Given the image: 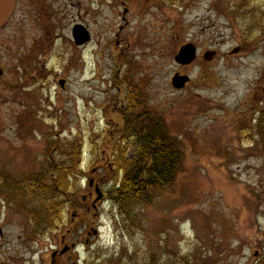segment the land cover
<instances>
[{
	"label": "rangeland",
	"instance_id": "rangeland-1",
	"mask_svg": "<svg viewBox=\"0 0 264 264\" xmlns=\"http://www.w3.org/2000/svg\"><path fill=\"white\" fill-rule=\"evenodd\" d=\"M155 3L146 6L145 16L133 17L134 35L140 27L145 34L126 50L129 64L118 69L110 60L114 46L101 50L106 37L113 39L112 31H104L111 25L106 14L84 18L95 37L83 55L61 47L66 42L59 37L80 20L70 0L62 1L65 11L57 13L62 23L50 19L51 27H42L37 12L14 18L0 37L6 41L0 46L6 70L0 81V174L27 182L49 175L52 166H69L73 153L72 175L66 174L74 186L70 198L85 193L87 177L96 174L105 179L109 196L113 176L88 172L106 157L101 108L120 120L111 103L124 98L112 78L126 75L135 86L143 84L146 108L180 140L182 169L150 205L135 206L123 218L105 200L89 223L98 225L100 237L78 249L79 264H259L264 259V0ZM53 4L58 8L59 2ZM42 31L45 40L38 44L44 46L32 56ZM188 45L196 49V59L183 66L174 58ZM174 76H185L188 83L174 89ZM31 208L33 200L13 201L7 189L0 193V264H47L46 230L32 231L24 214ZM115 209L123 232L113 221ZM27 235L29 244L23 240Z\"/></svg>",
	"mask_w": 264,
	"mask_h": 264
},
{
	"label": "flooded vegetation",
	"instance_id": "flooded-vegetation-1",
	"mask_svg": "<svg viewBox=\"0 0 264 264\" xmlns=\"http://www.w3.org/2000/svg\"><path fill=\"white\" fill-rule=\"evenodd\" d=\"M62 1L66 0H14L13 13L9 21L0 29V37L18 14L26 15L37 12L42 18L43 28H46L47 26L51 27L50 19H57L60 23H62L61 17L57 15V13H62V11H65L61 4ZM57 2H59L58 8H56V5L53 4ZM155 2L158 3V0H70L71 7L79 10L80 20L79 22H74L71 25L67 36L62 34L59 37L60 39L64 38L66 42L64 45H61V47L78 49L83 55L86 47L89 46L90 42H92L95 37L91 27L86 24L84 18L86 16L97 17L102 14H106V17L108 16V18H105V20L107 22L110 21L111 25L105 26L104 31H112L111 34L113 39L109 40V38L106 37L104 39V47L101 50L105 52L107 48L113 45L116 53L113 54L114 56H110V60L113 63L112 65H116V69H118V67H124L129 64L130 59H132V56L131 58L127 56L126 50L139 44L143 34H145L142 33L143 27H140L135 30L136 32L134 35L132 30L133 17L141 18L145 16L147 14L146 6L154 4ZM68 26L69 25H66V27ZM94 26L96 27V24ZM77 29H81L87 34L89 38L88 41L80 45L76 44L74 33ZM46 35H50V31H47ZM41 40H45V31H42L41 36L35 40L34 44L36 45V54H32V56H36L37 52L40 50V44L38 43ZM5 43L6 41L0 39V46H3ZM185 47L194 48L190 45ZM78 57L76 59L81 64H83L85 59ZM29 63L32 65V59L29 60ZM0 69L2 71L0 81H2L6 70L2 67V65H0ZM31 69L32 67H28V71H31ZM117 73H119V71H117ZM29 76H31L32 79V74ZM37 76L38 75H35V77ZM182 78L187 79L185 76L179 77V79ZM186 83H188V79ZM186 83L183 84L181 88H183ZM112 84L113 87L116 88L119 94L123 95L124 98L121 103H119V105H117L118 100H116L115 103H111L113 116L117 115L120 120H111L106 116L105 109L101 108L102 120L107 130L103 134V143L107 144L108 147L101 151V156L106 157L103 158V160H99V162L94 167H92L88 173H94L93 175H95V173L111 174L113 176L112 181L114 184L112 189L116 191L121 178L120 173H128L132 170V147L141 143L140 138H138L139 130L141 129V131L144 132L149 124V119L154 117L158 118L160 116L154 112H150L146 108V103L144 102L145 95L142 91L143 84L135 86L133 81L126 75L123 77H118L115 75V77L112 78ZM131 103H133V105ZM135 104H137V106H135ZM133 119H138V121L133 122ZM131 123L134 124L131 125ZM132 126H136V128H133ZM169 136L171 138L177 139L171 134H169ZM126 146L128 147L127 152L124 151V147ZM80 152L78 154H80ZM96 153V150H94L93 154ZM72 157H74L73 153L68 158ZM116 173H119V175ZM104 181L105 179L100 178L97 174L92 177H87L85 193H83L81 196H78V198L75 200L70 198V195L73 193L74 186L73 188L70 185L67 187V190L63 194L61 219L55 224V227L46 228V232L43 235L44 238L46 237L48 242L47 264H79L78 249L82 247L90 248L97 242L100 237L98 225L92 226L89 223L91 219L97 218L99 208L101 207L102 203L105 202V200H108L110 197L107 196L105 191V186L103 184ZM21 183H23V192H28L29 187H27L28 185H25L26 181L21 179ZM1 190L4 191L6 189L2 187ZM116 197L117 195L114 192L113 197H110L111 202H114L121 209L123 204L117 203ZM25 199L28 198L25 197ZM119 213L122 217V213L120 211ZM82 216H87L89 220L84 221ZM29 221L32 224V231L35 232L37 228L31 220ZM119 228L121 232L124 231L123 221L121 222ZM40 231L41 230H39V232ZM30 237L32 236L27 235L25 238H23L25 244L32 242ZM89 237H92V241ZM2 238L3 234L0 233V239L2 240ZM19 238L22 240V237ZM257 256L258 252L255 251L253 257L256 258ZM263 263L264 259L259 264Z\"/></svg>",
	"mask_w": 264,
	"mask_h": 264
},
{
	"label": "trees",
	"instance_id": "trees-1",
	"mask_svg": "<svg viewBox=\"0 0 264 264\" xmlns=\"http://www.w3.org/2000/svg\"><path fill=\"white\" fill-rule=\"evenodd\" d=\"M262 114L264 116V109ZM137 121L138 119H133V122ZM132 127L136 128V126ZM138 136L141 143L132 147V170L128 173H120L121 180L114 191L117 195L116 202L123 204L125 215L135 206L150 205L155 193L171 187L182 169L184 160L182 144L169 136L162 117L150 118L147 129L144 132L140 129ZM127 150L128 147H124V151L127 152ZM68 162L69 166H52L49 175H37L33 181L31 177L25 183L29 187L28 192H23L22 184L14 181L15 178L0 174V193L1 188L4 187L9 191L13 201L25 199V197L30 199L31 203L33 200L35 208L26 209L24 214L33 222L37 230L44 231L46 228L55 227L61 219L63 194L69 186L67 179L69 175H72L74 159L69 158ZM56 171L57 176L54 179L53 173ZM66 174H68L67 177ZM116 174L119 175V173ZM50 177L52 180L48 182Z\"/></svg>",
	"mask_w": 264,
	"mask_h": 264
},
{
	"label": "water",
	"instance_id": "water-1",
	"mask_svg": "<svg viewBox=\"0 0 264 264\" xmlns=\"http://www.w3.org/2000/svg\"><path fill=\"white\" fill-rule=\"evenodd\" d=\"M14 10V0H0V29L9 21ZM76 44L80 45L88 41V36L83 30L77 29L74 33ZM195 58V51L191 47H184L181 49L179 56L175 58V61L180 65H188ZM2 71L0 69V76ZM187 82L186 78L179 79L177 77L172 79V84L175 89H180L183 84ZM59 86L62 89L64 82L60 81Z\"/></svg>",
	"mask_w": 264,
	"mask_h": 264
}]
</instances>
